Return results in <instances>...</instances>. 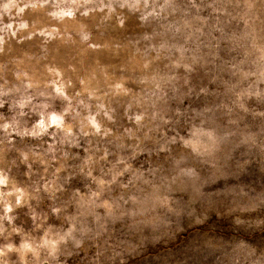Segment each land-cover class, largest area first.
<instances>
[{
    "label": "clouds",
    "instance_id": "clouds-1",
    "mask_svg": "<svg viewBox=\"0 0 264 264\" xmlns=\"http://www.w3.org/2000/svg\"><path fill=\"white\" fill-rule=\"evenodd\" d=\"M0 264H264V0H0Z\"/></svg>",
    "mask_w": 264,
    "mask_h": 264
}]
</instances>
